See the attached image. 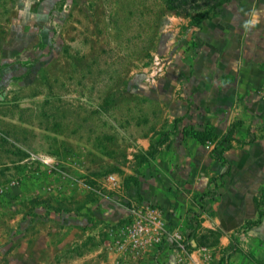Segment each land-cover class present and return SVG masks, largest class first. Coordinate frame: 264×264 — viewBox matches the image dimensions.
I'll use <instances>...</instances> for the list:
<instances>
[{
    "label": "rangeland",
    "instance_id": "rangeland-1",
    "mask_svg": "<svg viewBox=\"0 0 264 264\" xmlns=\"http://www.w3.org/2000/svg\"><path fill=\"white\" fill-rule=\"evenodd\" d=\"M216 1L186 14L165 0H0V264H134L158 247L180 251L155 230L133 245L127 227L152 206L129 192L146 156L121 120L154 107V58L165 71ZM177 230L185 264L192 246Z\"/></svg>",
    "mask_w": 264,
    "mask_h": 264
},
{
    "label": "crops",
    "instance_id": "crops-1",
    "mask_svg": "<svg viewBox=\"0 0 264 264\" xmlns=\"http://www.w3.org/2000/svg\"><path fill=\"white\" fill-rule=\"evenodd\" d=\"M187 30L147 90L154 107L121 120L146 156L129 192L189 235L185 264H264V0H225ZM180 255L158 247L134 264Z\"/></svg>",
    "mask_w": 264,
    "mask_h": 264
},
{
    "label": "built area",
    "instance_id": "built-area-1",
    "mask_svg": "<svg viewBox=\"0 0 264 264\" xmlns=\"http://www.w3.org/2000/svg\"><path fill=\"white\" fill-rule=\"evenodd\" d=\"M163 72L164 63H162L158 57H155L152 62L151 72L148 74L147 79H152L154 76H160ZM107 180L113 182L115 180L114 175L109 174ZM127 229L132 236L134 246L139 243V236H147L146 234L149 235L152 230H155L158 233L165 234L168 244L177 245L180 252L184 251L185 245L182 242L183 237L181 233L177 229H172V231L168 230L167 224L160 214V211L156 208H148L145 218L137 219L130 227L128 226Z\"/></svg>",
    "mask_w": 264,
    "mask_h": 264
},
{
    "label": "trees",
    "instance_id": "trees-1",
    "mask_svg": "<svg viewBox=\"0 0 264 264\" xmlns=\"http://www.w3.org/2000/svg\"><path fill=\"white\" fill-rule=\"evenodd\" d=\"M225 0H218L215 3L212 4L211 8L218 7L220 4H222ZM166 6L168 9L175 10V11H181L183 13L188 14L191 10H196L198 7L196 5V0H165ZM208 17L206 13H201L198 15V21L202 18ZM192 135L198 139L200 142H205L206 140L212 139L214 134L210 131L206 130H195L191 132ZM226 139V138H225ZM146 159V158H145ZM192 232H189L191 234ZM189 238V235L186 237Z\"/></svg>",
    "mask_w": 264,
    "mask_h": 264
}]
</instances>
